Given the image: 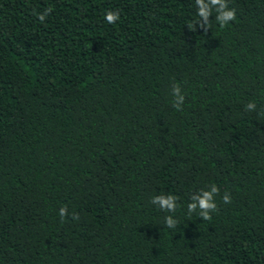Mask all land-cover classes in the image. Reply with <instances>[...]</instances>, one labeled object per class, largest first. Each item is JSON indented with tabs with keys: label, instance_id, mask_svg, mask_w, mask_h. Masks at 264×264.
Returning a JSON list of instances; mask_svg holds the SVG:
<instances>
[{
	"label": "trees",
	"instance_id": "obj_1",
	"mask_svg": "<svg viewBox=\"0 0 264 264\" xmlns=\"http://www.w3.org/2000/svg\"><path fill=\"white\" fill-rule=\"evenodd\" d=\"M228 4L0 0V264H264V0Z\"/></svg>",
	"mask_w": 264,
	"mask_h": 264
},
{
	"label": "clouds",
	"instance_id": "obj_2",
	"mask_svg": "<svg viewBox=\"0 0 264 264\" xmlns=\"http://www.w3.org/2000/svg\"><path fill=\"white\" fill-rule=\"evenodd\" d=\"M197 8V16L199 19L194 24H189L188 27L190 30L196 31L197 24L200 28H203L207 31L210 28V17L213 16L215 12V20L221 26L225 27L229 22L236 19V9L230 8L228 0H195ZM52 12L51 8H48L39 15V20L44 22L46 17ZM105 21L109 24H115L120 19L119 11H108L104 17ZM173 96L175 97L174 107L177 110H181L182 105L185 100V96L182 94L181 87L179 85L173 86ZM257 105L254 101H250L245 105L246 111H255ZM220 189L215 184L211 185L208 190H200L199 192L191 196V202L187 205V212L189 215L192 213L199 214L203 220H211V213L218 210V205L216 203V197L219 195ZM178 197L173 194H161L156 195L152 198L151 203L158 206L162 211L168 213H175L179 207L177 203ZM222 202L225 204L231 203V195L228 192L222 197ZM68 215V210L66 207H63L59 211V216L63 219ZM73 219H79L77 213L72 214ZM165 225L168 228L178 227V220L173 219L172 215L165 217Z\"/></svg>",
	"mask_w": 264,
	"mask_h": 264
}]
</instances>
